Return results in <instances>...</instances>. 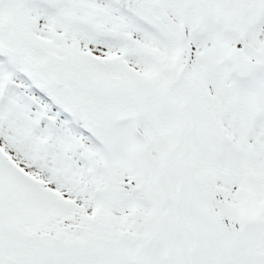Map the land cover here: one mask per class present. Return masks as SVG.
<instances>
[{
  "label": "snow or ice",
  "instance_id": "6c2138e0",
  "mask_svg": "<svg viewBox=\"0 0 264 264\" xmlns=\"http://www.w3.org/2000/svg\"><path fill=\"white\" fill-rule=\"evenodd\" d=\"M0 264H264V0H0Z\"/></svg>",
  "mask_w": 264,
  "mask_h": 264
}]
</instances>
